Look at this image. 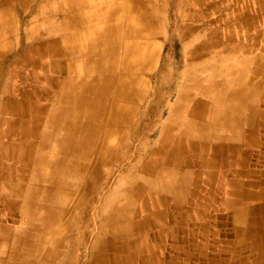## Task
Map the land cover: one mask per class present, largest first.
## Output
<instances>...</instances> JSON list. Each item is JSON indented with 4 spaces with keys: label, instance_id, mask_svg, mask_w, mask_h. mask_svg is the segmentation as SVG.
Returning <instances> with one entry per match:
<instances>
[{
    "label": "bare ground",
    "instance_id": "bare-ground-1",
    "mask_svg": "<svg viewBox=\"0 0 264 264\" xmlns=\"http://www.w3.org/2000/svg\"><path fill=\"white\" fill-rule=\"evenodd\" d=\"M28 1L17 0L20 8ZM133 1L52 0L47 7L46 37L32 39L30 34L26 44L10 52L13 40L8 38L14 39L15 34L12 4L0 0V264H61L64 254L72 258L71 252L76 254L78 249L82 264H264V189L254 196L230 178L247 173L238 143L242 135L256 142L264 114L254 109L252 98L240 97L243 83L215 80L226 74L225 50L214 56L188 45L191 72L176 91L159 144L149 147L148 160L138 165L142 175L131 174L136 166L127 163L130 145L121 140L124 134L117 123L133 81L139 80L134 72L144 71L153 53L145 40L152 29L132 22L136 11L142 16ZM124 10L127 23L123 27ZM239 70L234 68V78L246 73ZM160 89L161 84H152L150 91L138 90L143 96L150 94L146 110L137 108L139 119L147 118ZM189 89L198 95L191 96ZM91 132L97 137H87ZM223 152L235 154L233 161L226 159V166L221 161ZM199 164L208 169H199ZM45 167L53 174L59 172V179L44 174ZM115 167L125 170L121 181L128 179L127 184L119 181L117 185L123 191L127 187L133 196L109 199L111 206H94L93 214L92 206H86L87 216L100 218L93 223L97 232L91 233V243L81 232L73 241L74 210L63 216L62 209L54 208V200L62 189L81 181L82 195L88 200L94 194L98 202L109 198V192L101 196L100 190L113 177ZM100 173L107 177L97 184ZM218 173L226 176V211L234 222L228 233L235 236L229 256L215 240L210 244L202 239L204 232L212 239L223 234L213 227L215 217L208 213ZM6 177L27 179L21 183ZM169 196L180 219L165 206ZM253 197L260 201L240 206L238 199ZM159 205L164 208L160 210ZM29 213L34 227L24 229ZM11 221L18 225H10Z\"/></svg>",
    "mask_w": 264,
    "mask_h": 264
},
{
    "label": "rangeland",
    "instance_id": "rangeland-1",
    "mask_svg": "<svg viewBox=\"0 0 264 264\" xmlns=\"http://www.w3.org/2000/svg\"><path fill=\"white\" fill-rule=\"evenodd\" d=\"M16 2L17 0L16 1L11 0V4H12L11 18L14 27L13 29H15L14 39L12 35L9 38H8V34L5 35V37H7L8 39L13 40L12 48H10V50L8 49V51L10 52H12L16 48L22 47V44L23 45L26 44L27 42L25 40L26 39L25 37H30L28 36L30 34L32 35L31 36L32 39L33 37H46L47 34L46 32L47 29L49 28V24L47 23L48 8H49L48 5L52 2V0H31L28 1L23 8H20L18 2L17 3ZM215 3H216L215 0H134L131 3L142 14V16H137L136 14L137 11L134 8L136 12L135 13L130 12V14L134 13L132 17V22L136 26H142L144 24L146 26L149 25L148 27L152 29V33H151L152 35L148 37V39L145 38V40L152 45V52H153L150 61L151 63L149 62L150 65H148L147 68L144 71H142L140 74L134 72L133 76H135V78L139 77L140 81L138 80V82L136 83L135 81H133L134 88H130L129 95L127 99L124 101V109L120 114V120L117 123L118 131H122L124 134L121 140L124 143H126L127 141L130 145L128 148L130 156L127 163H133L136 166L134 172L131 173L132 176L135 174L133 177L139 175L136 178H140L142 174L138 170V165L140 166V164H143L148 160L147 159L148 155L146 153L148 152L149 147L157 146L159 144L158 139L160 136V130L162 128V125H164L165 120L168 119V116L170 114V109L176 99V91L180 89V87H182L183 85L184 79L187 74L186 69H187L188 56H189L187 50V44L189 43V41L187 40V38L191 37L192 36L191 32L194 31L196 36L201 37L204 36L205 34L206 36V37L204 36L205 41H208L209 39L208 34H206L207 28L216 26L215 24L208 25V20L202 18L206 11H208L209 16L211 17H214L216 15V13L214 12ZM35 6L36 8H34ZM127 6L128 5L124 3L125 10L128 8ZM219 6L222 7L223 4H220ZM125 10H124L125 13L123 12L121 19L123 21L122 22L123 27L124 24L127 23L126 22L127 13ZM144 15L147 16L144 17ZM198 20H206V21L203 25H199ZM151 83L153 85L161 84V89L157 101H155V104H153L151 111L148 112L147 118L141 120L138 118L136 114L137 108L138 109L141 108L142 111L146 110V104L148 99L150 98V94H148V96L146 95L143 96L141 92L144 91L145 93V90L150 91V88L152 87ZM39 84L41 85V82H39ZM138 90H141V92L139 93ZM98 97L99 96L97 95V98ZM151 97L154 98L155 96L154 97L151 96ZM105 100H107V98ZM110 100L106 102L105 111L107 112L110 108V103H111ZM132 127H135L134 130H131ZM86 135L87 137L88 136L97 137V134L92 132L86 133ZM130 149L131 150L133 149V151H131ZM95 152H96V148L94 147L91 149V156H94ZM136 152L138 154H136ZM139 154L140 155L143 154V155L138 157ZM125 162L126 161L122 162L121 165L124 166ZM135 162L137 165L135 164ZM104 168L105 167L100 168V171L103 170ZM112 171L114 172V175L112 178L109 179V181L110 180L111 181L110 182L106 181V184L104 185L102 190H100L101 196H104V194H106L107 192H109L110 196L109 198L107 197L106 199H104L103 197L101 199L102 202L101 200L98 202V199L95 194L92 195L93 198L90 197L91 198L89 199L90 201L88 200V198L82 195V186L84 184V181L77 182V184L76 185L74 184L73 186L65 187L59 192L60 196L58 197V199L54 200L53 202L54 208H57L59 211L62 209L61 213L63 212L62 214L63 216H67L72 212V210H74L72 212L74 214V221L70 225V230H71L70 238H72L73 241L77 239V237L79 236V232H81L82 233L81 235H84V237H86L85 238L86 242L91 243L92 242L91 241L92 238L90 236L91 233L97 232V229L93 227V223L95 220H96L95 223L100 222L99 221L100 218L98 215L97 217L93 215L87 216L85 214L86 206L93 207V208L91 207L92 211H90V214L91 213L93 214L96 208L94 206H102V203L103 206H111L109 204V199L111 201L112 199L121 200L120 198L123 197L126 199H130L133 196V194L127 187L124 189V191L122 190L121 185H123V181H125V184H127L126 182L128 180L125 179L121 181L120 178L121 174L124 173L125 170H123V168L117 169L115 167V169L114 170L112 169ZM6 173L7 172H5V175ZM43 173L51 174L52 172L47 167H45ZM59 174H60L59 172H55L54 174L52 173V176H57L59 179L60 177ZM87 174L88 171L85 173L84 179L86 178ZM105 177H107V175H103L102 173L97 175L96 176L97 184H99L101 180L105 179ZM6 179H7L6 181L14 180L13 182L24 183L27 177H25L23 181L22 179H20V181L16 180L14 177L12 178L6 177ZM119 181L121 182L120 186L117 185ZM138 203L139 201L136 204H133V206H138ZM215 204L216 203H214V205ZM75 206H80V207L77 210ZM30 213L28 215V219H26L25 221V223L26 222L28 223V226H25L24 229H28L29 225L33 226L32 224L33 221L31 219ZM211 213L215 214L216 211H212ZM8 216L9 215H7L4 219H6ZM13 217L15 218L13 220L18 219L17 218L18 216H13ZM10 225L16 226L18 225V223L11 221ZM226 230L229 231V225H225L224 231L226 232ZM65 250L69 252V249L66 248ZM79 252L80 249L76 251V254H73V252H71V254L74 256L72 258H70L69 254L67 255L64 254L65 258L63 259L61 264H71V261L73 262L72 264H82L83 258L79 257L78 255ZM227 261L228 260H226V262Z\"/></svg>",
    "mask_w": 264,
    "mask_h": 264
},
{
    "label": "crops",
    "instance_id": "crops-1",
    "mask_svg": "<svg viewBox=\"0 0 264 264\" xmlns=\"http://www.w3.org/2000/svg\"><path fill=\"white\" fill-rule=\"evenodd\" d=\"M215 2L216 3L214 4V7H215L214 12L216 13V15L214 17H211L209 16L208 11H206L204 13V16L202 17L208 20V25L210 24L216 25L215 27L207 28L206 34H208V38L210 39V41L204 40L205 34L204 36L200 37V36H196L195 32L192 31L191 32L192 36L189 37L190 40H188L189 38H187V40L189 41V43L187 44V49L189 45L191 46V48H193L196 51L208 50L206 52H209L214 56L218 55L220 51L225 50L226 51V74L224 73L222 76H219L215 80L216 81H220V80L235 81L236 80L238 82L240 81L241 83H243L245 85V91H244V94L240 95V97L243 98L244 96H247L249 98H252V100L251 99L250 100L254 104V109L260 112L261 114H264V11H263L264 10V0H215ZM220 4H223V6L222 7L219 6ZM205 21L206 20H198V23L199 25L200 24L203 25ZM198 41L199 42L201 41V42L199 43ZM233 61L235 64L231 63ZM188 63H187L186 71L188 73V70H189V73H190L191 70L188 67ZM233 65H234V68L238 67L240 69L239 73H241L242 70L243 71L245 70L244 72L246 73L242 72L241 73L242 75L241 74L235 75L236 77L237 76L238 77L234 78ZM241 65H243V69L242 67H240ZM250 87H252V90L250 89ZM188 92L191 96L198 95V92L197 93L195 92L194 94L193 90H190V89L188 90ZM259 125L260 127L256 129V133H255V138H256L255 143L248 142L246 140V137L243 135L240 138L241 140L238 143L240 150L244 152L245 154L244 160H243V166L245 168V171H247V173L245 172L241 176L239 175L230 176V178H233L234 181L236 182L240 181L239 184L242 190L248 193L250 192L254 196H257L256 194H259L262 188L264 189V121H262V123ZM220 156L222 158L221 161L224 166H226V159L230 158L233 161L235 158L234 153H231L229 156L225 152H223ZM197 167H199V169L200 168L206 169V170L208 169L206 168L207 166L204 167L202 166V164H199ZM218 175H217L216 181L214 182L212 186L211 194L213 195L209 198V206H208V209L210 208L211 210L209 209L208 213L211 215H214L215 217L216 221L214 222L213 227L217 226L216 229L220 231V233L223 232V234L219 235L217 239L215 238L212 239V237L209 236L207 232L206 233L204 232L203 233L204 238L202 237V239L205 242L208 241L210 244L215 243L213 241L215 240L217 244H219L220 246L224 248V252L227 253V255L229 256L234 251L231 245L233 244L235 240V236L234 234L228 235L230 231L226 230L227 232H225L224 227L225 225H229V230L232 231L234 222L231 220L230 215H228L226 211V210H229L226 208V204H225L226 176H223L221 173H218ZM169 198H170L168 201L169 203L165 204V206H167V210H169L170 213L172 212L171 214L175 215L178 219H180L178 209H177V206L175 205V202L172 200L170 196ZM238 201H239L240 206H254L252 205L253 202H259L260 200L259 198L253 197L252 199L240 198L238 199ZM184 202L185 201H183V203ZM214 203L216 204L214 205ZM156 207L159 208L160 210L164 208L163 205H159ZM151 208L154 209L155 206H151ZM212 211H216V213L213 214L211 213ZM203 221L205 220H202V222ZM180 222L182 221L180 220ZM155 229L156 228H153V230ZM162 257H165V256L162 255ZM132 264H142V263L140 261H135Z\"/></svg>",
    "mask_w": 264,
    "mask_h": 264
}]
</instances>
